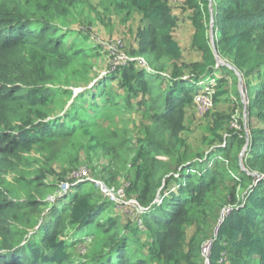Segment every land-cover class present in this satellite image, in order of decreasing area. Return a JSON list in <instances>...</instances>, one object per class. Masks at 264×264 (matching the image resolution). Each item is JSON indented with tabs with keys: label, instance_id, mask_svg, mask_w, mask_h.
Instances as JSON below:
<instances>
[{
	"label": "trees",
	"instance_id": "obj_1",
	"mask_svg": "<svg viewBox=\"0 0 264 264\" xmlns=\"http://www.w3.org/2000/svg\"><path fill=\"white\" fill-rule=\"evenodd\" d=\"M118 1L147 22L129 52L146 64L96 76V46L73 28L90 0H0V264H204L202 237L187 229L220 207L230 210L212 226L209 264H264V179L239 160L244 147V167L264 176V0H188L208 25L196 30L193 62L172 36L168 0ZM213 48L245 81L247 121L221 128L217 115L208 149L192 152L181 132L193 85L223 82L218 71L237 78ZM124 113L138 118L131 130L114 121ZM81 154L105 159L107 185L128 164L141 223L111 216L94 185L69 178L62 194L65 166Z\"/></svg>",
	"mask_w": 264,
	"mask_h": 264
},
{
	"label": "rangeland",
	"instance_id": "obj_2",
	"mask_svg": "<svg viewBox=\"0 0 264 264\" xmlns=\"http://www.w3.org/2000/svg\"><path fill=\"white\" fill-rule=\"evenodd\" d=\"M171 6V13L174 16L175 23L172 29V36L178 42L181 47V52L184 61L193 62L199 61L202 58L201 49L195 44V33L198 30L199 23H206L204 13L197 14L198 8L191 6L188 0H168ZM202 5L203 0H198ZM212 2V0H210ZM93 9H86L80 20L75 23V29L83 31L86 36L87 42L96 46L94 49L97 52V56L93 61V71L96 76L106 75L108 72L114 69L117 64H120L124 60L136 61V67H143L145 63L144 58L138 56L131 57L129 55L130 50H134L137 45V33L138 30L147 24L146 21L141 19L140 13L129 8L120 5L118 0H90ZM211 8V6H209ZM197 17V19H196ZM198 22V23H196ZM208 28V25H207ZM212 30V26H210ZM221 60L228 62L226 59L220 57ZM229 63V62H228ZM239 73V72H238ZM215 75L222 78L223 82H216L217 90L220 92L215 99L213 97L212 107L203 114L196 111V108L191 106L187 108L185 118V128L181 132L182 138L185 139L187 145H189L192 152H201L207 150L211 140L212 134H209L210 123L218 116L222 117L221 128L230 127L240 129L241 122L247 121V106L249 104V95L247 87L242 75L239 73L236 79L230 74L225 72H215ZM194 89L197 90V86L194 84ZM127 118V115L121 114L115 116L114 121L127 125L129 130L138 121L137 117ZM219 119V118H218ZM123 120V121H122ZM110 121V120H109ZM108 121V122H109ZM222 130V129H220ZM219 130V131H220ZM216 142H214L215 144ZM245 148L243 147L240 155L245 154ZM79 163L75 168H70V165L66 164V171L63 174L65 183L62 185L60 191L64 192L67 185V179L73 178L83 183L87 188L95 186L100 191L101 188L115 187L122 189L121 195L117 197V203H113L109 198L110 208L109 213L111 216L118 217L121 221L138 223L141 222V218L136 214L137 200L134 196L127 195V189L129 187V181L127 180L128 164L121 169V173L116 178V182L109 185L104 184V180L100 178L103 175L102 167L105 163L104 158H100L96 155H89L87 158L81 154L79 157ZM82 168L85 172L81 173L77 178L71 177L73 170ZM59 168L55 171L58 173ZM109 179V176H108ZM103 180V181H102ZM242 188H240L241 191ZM103 197H106L101 193ZM51 196L48 195L47 198ZM159 202V200L157 201ZM225 207H220L218 212L221 216ZM217 212V211H216ZM215 212V213H216ZM216 216L210 217L207 225H200L197 228V224L190 226L187 229V234L195 229H198V236L202 237V245L213 237ZM217 225V224H216ZM88 230H82L76 233V238H79L86 234ZM91 240V239H90ZM89 239L81 242L77 245V250H81V247H85L88 244ZM83 245V246H82ZM85 250H82L84 252Z\"/></svg>",
	"mask_w": 264,
	"mask_h": 264
},
{
	"label": "built area",
	"instance_id": "obj_3",
	"mask_svg": "<svg viewBox=\"0 0 264 264\" xmlns=\"http://www.w3.org/2000/svg\"><path fill=\"white\" fill-rule=\"evenodd\" d=\"M195 84L198 86L199 90L193 96L194 107L196 108V111L198 113L203 114L212 107L215 87L217 83L214 82L213 77H207V78L197 80ZM83 172H85L84 169L77 168L76 170H73L71 172V177L77 178ZM121 191L122 189H118L115 187L101 188V192L104 195H106L107 198H109L113 203H117V197L121 195ZM229 210L230 208L225 207V210H223L221 214V219L226 213H228ZM141 212H142V208L137 204L136 214L138 215ZM138 223H141L140 220H138ZM215 235H216V230H214L213 237L207 242H205L203 245H201L200 251H201L202 257L204 258V264H209L211 245H212V241Z\"/></svg>",
	"mask_w": 264,
	"mask_h": 264
},
{
	"label": "water",
	"instance_id": "obj_4",
	"mask_svg": "<svg viewBox=\"0 0 264 264\" xmlns=\"http://www.w3.org/2000/svg\"><path fill=\"white\" fill-rule=\"evenodd\" d=\"M209 6H211V2H210V4H209ZM212 18H213V17H212ZM211 25H212V23H211ZM213 53H214V57H215V60H216V64H217V65H220V66H227V67L230 68L231 70L235 71V74H236L237 76H239L238 78H240V75H239L238 71L236 70V68H235L234 66H232L230 63L221 60L215 48H213ZM239 160H240V166H241V168H242L243 170H245L248 174H251V175H253V176H256V177H257L256 180H259V179H261V178L264 179V176H263V175H258V174H256V173H251V172H249V171L244 167V165L242 164V155L239 156Z\"/></svg>",
	"mask_w": 264,
	"mask_h": 264
},
{
	"label": "clouds",
	"instance_id": "obj_5",
	"mask_svg": "<svg viewBox=\"0 0 264 264\" xmlns=\"http://www.w3.org/2000/svg\"><path fill=\"white\" fill-rule=\"evenodd\" d=\"M200 79H203V78H200ZM198 80H199V79H198ZM196 86H197V85H196ZM197 87H198V86H197ZM198 90H199V88L197 89V92H198ZM197 92H196V93H197ZM193 96H194V95H193ZM70 179L74 180L73 178H70ZM74 182H79V181H78V180H74ZM63 184H64V183H63ZM63 184H62V185H63ZM67 185H68V187L71 186V185L69 186V183H67ZM68 187L66 188V190L68 189ZM66 190H65V191H66ZM99 190H100V187H99ZM65 191L62 192V194L65 193ZM100 192H101V191H100ZM101 193H102V192H101ZM106 199H108V198H106ZM108 200H109V199H108ZM220 219H221V216H220V214H219V220H218V221H221ZM214 230H215V229H214ZM213 233H214V232H213ZM200 249H201V248H200ZM200 253H201V251H200Z\"/></svg>",
	"mask_w": 264,
	"mask_h": 264
}]
</instances>
